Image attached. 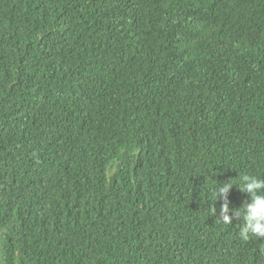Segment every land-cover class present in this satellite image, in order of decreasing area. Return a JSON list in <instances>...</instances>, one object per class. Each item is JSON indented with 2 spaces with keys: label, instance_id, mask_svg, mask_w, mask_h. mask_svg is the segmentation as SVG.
Here are the masks:
<instances>
[{
  "label": "trees",
  "instance_id": "trees-1",
  "mask_svg": "<svg viewBox=\"0 0 264 264\" xmlns=\"http://www.w3.org/2000/svg\"><path fill=\"white\" fill-rule=\"evenodd\" d=\"M243 174L264 0H0V264H264Z\"/></svg>",
  "mask_w": 264,
  "mask_h": 264
},
{
  "label": "clouds",
  "instance_id": "clouds-1",
  "mask_svg": "<svg viewBox=\"0 0 264 264\" xmlns=\"http://www.w3.org/2000/svg\"><path fill=\"white\" fill-rule=\"evenodd\" d=\"M233 186L238 187L241 193H246L250 200H246L242 205L234 209L232 215H229L227 196ZM223 197L226 201L221 206L222 223L232 224L234 219H242L239 235L247 241L252 237L264 238V179L250 174L239 176V186L230 180L224 182L215 190V200ZM214 200V201H215ZM213 213L215 207H212Z\"/></svg>",
  "mask_w": 264,
  "mask_h": 264
}]
</instances>
